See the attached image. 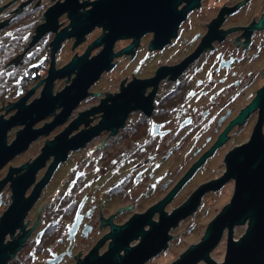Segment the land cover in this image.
<instances>
[{
	"label": "flooded vegetation",
	"instance_id": "flooded-vegetation-1",
	"mask_svg": "<svg viewBox=\"0 0 264 264\" xmlns=\"http://www.w3.org/2000/svg\"><path fill=\"white\" fill-rule=\"evenodd\" d=\"M93 1L0 0V126L2 118L16 114V103L23 98L27 106L41 97L52 66L59 70L73 57H81L103 35L104 26L95 24L81 40L68 35L54 49L56 35L72 28L70 7L83 16ZM198 1L185 11L165 43H153V31L114 42L113 66L91 84L87 96L60 123H66L60 132L75 125L66 137L71 139L94 129L107 108L114 111L117 126L102 128L81 147L70 149L20 223L3 237L1 218L13 200L12 178L22 176L33 162L34 156L27 153L40 137L48 135L39 154L47 141L55 140L60 132L52 137L49 132L60 124L12 157L3 175L6 164L0 166V264H116L141 239L133 232L117 235L118 227L146 214L186 174L191 172L166 201L165 213H171L168 206L184 201L181 197L187 189H193V194L208 186L198 198V209L215 204L235 184L233 178L222 180L228 155L251 139L260 119L264 135V103L234 121L264 87V0ZM188 2L182 0L177 11ZM55 13L59 14L54 24L48 14L53 18ZM103 48V43L93 47L87 58ZM76 71L55 77L52 95L70 85ZM59 79L70 83L56 90ZM61 109L57 106L44 118L52 116V122ZM20 157V163L10 164ZM54 158L49 155L35 173L25 197L32 194ZM11 169L12 178L2 186ZM160 216L161 211L155 210L148 218L157 222ZM137 227L148 231L151 224L143 217ZM114 247L117 256L107 257Z\"/></svg>",
	"mask_w": 264,
	"mask_h": 264
},
{
	"label": "water",
	"instance_id": "water-1",
	"mask_svg": "<svg viewBox=\"0 0 264 264\" xmlns=\"http://www.w3.org/2000/svg\"><path fill=\"white\" fill-rule=\"evenodd\" d=\"M68 1L72 2L73 0ZM181 1L95 0L93 1V7L83 16L76 14L74 7H70L68 10L70 17L68 26L72 28L70 31L64 30L56 35L54 38V49L58 48L65 36L77 35V41L81 40V37L91 31L95 24H102L104 33L87 47L86 52L81 57H73L67 65L59 70L54 71L53 66L51 67L49 70L50 74L45 79L46 82L40 98L27 106L24 105L23 98L16 103L18 107L16 114L9 119L2 118L0 126V166L5 165L12 157L24 150L38 135L48 133L51 128L65 121L72 108L79 103V100L87 96L88 88L91 84L98 79L104 70H108L113 66L112 59L114 54L112 46L117 39L128 35L138 38L145 32L153 31V43L159 45L165 43L175 34L176 27L183 19L185 11L199 2L198 0H188L187 7L177 11V6ZM58 14H54V19L48 14L49 21L55 24V17ZM51 26L48 27L50 28ZM102 43L104 44L103 50L98 55L87 58L93 47ZM130 48L131 45L127 46L124 51L128 52ZM93 53H95V50H93ZM74 69H77V71L72 83L57 92V94L52 95L53 79L57 76L62 77L65 74H69ZM68 83L70 81H66V83L56 87V90L61 89ZM257 92L258 94L251 103L235 118V122L241 121L247 112L255 109L259 104L263 105L264 87ZM57 106H62V109L56 114L52 122L48 120V124L47 122L35 123L48 114L55 113ZM86 106L88 104L83 107ZM108 109L103 121L98 126L90 131H81L71 139L66 137L75 125L60 132L64 124L55 140L46 142L41 154L36 152L33 155L34 157L31 156V158H34L33 162L29 164L22 176L12 178L13 169H11L9 175L4 180L2 179L3 186L7 180L12 178L11 198L13 199L1 218L2 237L7 231L13 230L20 223L26 211L37 198L40 187L48 181L56 164L66 158L70 149L81 147L102 128H108L110 125L117 126L118 123L113 120L115 119L114 111ZM94 110L92 109L89 112ZM11 113H5L4 115L8 117ZM34 113L35 116L33 115ZM260 122L261 119L257 122L258 124L252 133L251 139L241 147L235 148L227 157L228 169L222 180L233 178L235 184L233 186L234 191L229 196L226 204L208 222L200 240L190 239L189 246L180 251L170 261L162 264H197L201 260H204L206 264H264V135L261 131ZM16 124H24V127L22 125L18 129L16 137L10 138L8 130ZM33 125L39 128H33ZM223 138V135H221L220 140ZM51 154H54L55 158L45 176L36 184L32 194L25 197L28 186L30 187L34 181L35 173L44 166L45 160ZM21 161L15 163L18 164ZM27 166V164L22 165V167ZM190 173L186 174L180 183ZM177 187L172 189L163 200L152 206L146 214L135 215L125 225L118 227L117 235L123 236L126 233L133 232L134 237L141 236V239L135 247L127 248L125 258L119 259L116 264H143L146 260L158 254L167 246L171 238L170 234H173L170 229L177 226L180 219L186 218L194 212L198 205V198L208 189V186L204 185L193 194L194 190L187 193L186 199L176 205L174 210L167 208V211L171 212L167 214L162 211V208L166 201L174 195ZM191 194L192 196L190 197ZM155 210L161 211L160 219L157 222L148 218ZM143 217H146V222L148 221L151 224L148 231H142L140 227H137V222ZM244 223H247V227L242 231L241 236L235 238L233 228ZM225 229L227 231L226 253L223 258H219L210 252L222 239ZM122 245L127 247L125 244ZM106 256H117L115 247Z\"/></svg>",
	"mask_w": 264,
	"mask_h": 264
},
{
	"label": "rangeland",
	"instance_id": "rangeland-1",
	"mask_svg": "<svg viewBox=\"0 0 264 264\" xmlns=\"http://www.w3.org/2000/svg\"><path fill=\"white\" fill-rule=\"evenodd\" d=\"M95 35H96V33L94 35H92V37H94ZM65 80L59 79L58 80L59 83H58V85H56V87L66 83V81L67 82L70 81V79H67L66 81ZM104 80L102 82H104ZM107 82L108 81H105L104 85H106ZM85 105H87V104H85ZM51 118H52V116H48L47 118H44L37 123L48 122V120H50ZM64 124H66V123H64ZM64 124H60V125L56 126L51 132H49V136H52V135L56 134L57 132H59V130L61 129V127ZM20 127H22V125H16L14 127H11L8 130V134H9L10 138L16 137L18 129ZM47 136L40 137V139H38L33 144V147H31L32 149H29V152L27 153V155H29L31 157L36 152L39 153V151L41 150V148L44 144V140ZM94 144H95V142H93L92 145H94ZM26 158L27 157L25 156V159ZM20 160H22L21 157L18 158L17 160H15L14 162H10V164L18 162ZM8 165H9V163L6 164V166H4V168L2 169V175L5 173ZM4 179H5V177H4ZM7 182L8 181H6V183ZM10 186H11V184H10ZM233 186H234V184H231V186H229L230 188H228V192H226L225 196L220 197V199L217 202H215V204H212L210 206L203 205V206L199 207L198 209H196V211L192 215L186 217L183 220H179L180 222L177 224V226H175L174 228H172L170 230V232H172L173 234H170L171 238L168 241L167 246L164 249H162L158 254L153 256L149 260V263L146 262L145 264L167 263L173 257H175L180 251L184 250L187 246H189V240L190 239L191 240H200L201 236L204 234V232L206 230L208 222L211 221L212 218H214L215 213L218 212L226 204V202L229 199V196H231V194L233 193V191H234ZM6 187H9V185L7 184ZM8 191H10V189ZM191 191H193V189L192 190L187 189L186 192H183L181 199L183 198L185 200V198L187 197V193H189ZM177 202H179V201H175V203H177ZM172 206H174V205H172ZM168 208L174 209L175 206L174 207L168 206ZM245 227H247V223L241 224V226L236 225L233 228L234 229V237L238 238L239 236H241L242 231L245 229ZM226 241H227V231L225 229L223 236H222V239L217 244V246L213 250H211L210 253H212L213 255H215L219 258H223L225 253H226V250H225L226 249ZM197 264H206V262L204 260H201V261H198Z\"/></svg>",
	"mask_w": 264,
	"mask_h": 264
}]
</instances>
